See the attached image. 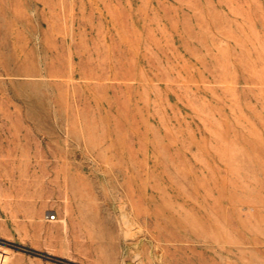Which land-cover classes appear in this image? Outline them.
I'll return each instance as SVG.
<instances>
[{"label":"rangeland","instance_id":"1","mask_svg":"<svg viewBox=\"0 0 264 264\" xmlns=\"http://www.w3.org/2000/svg\"><path fill=\"white\" fill-rule=\"evenodd\" d=\"M0 264H264V0H0Z\"/></svg>","mask_w":264,"mask_h":264},{"label":"built area","instance_id":"2","mask_svg":"<svg viewBox=\"0 0 264 264\" xmlns=\"http://www.w3.org/2000/svg\"><path fill=\"white\" fill-rule=\"evenodd\" d=\"M52 220H54V219L52 218Z\"/></svg>","mask_w":264,"mask_h":264}]
</instances>
